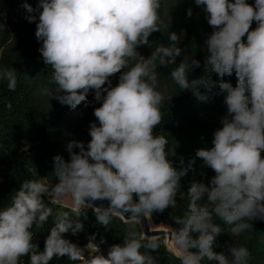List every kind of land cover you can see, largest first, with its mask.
I'll return each instance as SVG.
<instances>
[{
  "label": "clouds",
  "instance_id": "obj_1",
  "mask_svg": "<svg viewBox=\"0 0 264 264\" xmlns=\"http://www.w3.org/2000/svg\"><path fill=\"white\" fill-rule=\"evenodd\" d=\"M195 4L203 6L213 29L206 40L209 75L199 79H189V73L200 67V61L185 55L177 63L184 30L180 36L169 33L170 45L157 46L147 58L137 51L139 46L150 47V36L160 32L161 0H39L36 8L26 2L22 5L30 23L37 21L32 13H39L35 37L42 42L39 51L51 67L50 83L55 85V94L47 88L42 94L74 110L87 102L92 91L101 104L94 109L98 124L90 123L87 147L72 140L66 145L69 160L53 157L56 183L25 179L7 206L0 208V264H21L24 256L30 264H50L65 256L82 264H157L151 254L160 247L157 238L138 233L135 227L122 244L111 245L107 255L94 242V235L86 256L85 248L63 234L82 231L79 217L86 218L84 210L97 200L110 201L107 208H94L105 227L114 216L141 227L142 217L150 220L154 212L177 206L181 179L195 159L187 168L174 167L169 140L154 134L163 119L164 100L157 69L169 64H177L171 71L175 84L182 91L191 90L200 101H207L217 87L227 93V114L214 132L213 147L196 152L215 175L210 185L191 182L188 206L182 216L173 218L179 227L171 232L170 249L180 264H249L252 255L244 246L228 247L227 253L215 251L224 229L213 217L233 236L252 230L255 220L264 221V0L254 4L195 0ZM187 16H192L191 8ZM254 21L257 26L251 29ZM117 73H121L119 82L112 86L110 77ZM212 73L219 79L213 80ZM233 73L235 87L224 79ZM0 80L15 91L17 70L0 67ZM65 197L73 201L71 214H54L49 205L60 204ZM49 217L53 226L44 250L39 251L33 242V225L39 229Z\"/></svg>",
  "mask_w": 264,
  "mask_h": 264
},
{
  "label": "trees",
  "instance_id": "obj_2",
  "mask_svg": "<svg viewBox=\"0 0 264 264\" xmlns=\"http://www.w3.org/2000/svg\"><path fill=\"white\" fill-rule=\"evenodd\" d=\"M249 4H254V0H247ZM206 13L204 10L196 16H187V23L180 27V32L184 30V35L179 40L178 46L182 49L181 57L177 58V63L185 55L192 56L200 61V67L189 73V79H199L209 75L205 67L206 40L202 34L205 28ZM2 13L0 12V48L4 46L10 38L7 29H2ZM254 21L251 29L256 27ZM250 29V30H251ZM169 30L160 25V32L150 36V47L148 45L139 46L137 51L145 58L161 44L169 46ZM246 42V36L243 38ZM42 42H37L31 49L21 45L18 53L11 55L5 62V68H15L17 70V87L15 91H10L6 80H0V208L7 206L11 195L19 189L25 179L45 178L49 185L56 183L53 173V157L61 155L66 160L68 151L66 143L58 139L56 130L60 126L63 116L61 113L54 120L48 121L41 113L37 105V97L42 89L55 87L50 83L51 67L44 63L42 54L39 51ZM132 64L129 65L131 67ZM177 64H169L166 68H158L157 75L161 78L170 79L173 88L169 96L164 97L161 106L163 119L160 125L154 130V134L164 135L168 140V148L173 149L174 156L169 157L174 167L187 168L189 161L195 159V163L187 174L181 179V191L177 194V206L173 209L169 206L163 213L154 212L151 220L155 225H165L172 230L178 228L173 218L182 216L186 210L189 200L187 190L193 180L210 185L214 171L205 166L204 162L196 157V152L201 148L213 147L214 132L220 128L221 121L206 122L203 116L213 113L223 117L227 114V107L224 103L226 92L221 93L219 88H215L209 93L207 101H200L191 90L182 91L171 78V71ZM128 69L126 68L125 71ZM123 71V70H122ZM121 73L110 77L111 80L119 79ZM211 78L218 80L217 74L212 73ZM224 79L236 86L237 77L235 73L225 76ZM11 107H8V105ZM87 104V106H86ZM101 102L94 99V92L87 95V102H82L78 109L77 127L84 133H89L90 123L98 121L94 116V109L99 107ZM27 145V151H24ZM264 156V153H262ZM206 198V197H205ZM48 198H45L47 202ZM207 201H202L206 203ZM53 213L57 211H68L71 214V207L65 204H50ZM86 214L79 219L83 223V230L72 234L71 231L63 234L65 239L85 248L90 242V237L95 236V243L100 245L101 251L107 255L109 247L113 244H122L123 238L130 228L135 227L138 233H143L138 225L126 223L120 216H114L108 227L103 226L97 220L94 208L84 210ZM215 223H220L224 232L217 237L215 251L227 253L228 247L244 246L249 249L252 259L249 264H262L264 261V221H253V229L246 231L241 236H233L227 226L223 225L217 217H213ZM53 217H49L43 227L36 229L33 225V242L38 244L39 251L44 250L45 239L53 226ZM103 239V243H101ZM159 249L151 251L156 258L157 264H180V261L171 251L164 237L157 238ZM146 251V249H141ZM21 264H30V258H21ZM50 264H82L81 261H70L67 256L54 258ZM207 264V262H205ZM215 264V262H208Z\"/></svg>",
  "mask_w": 264,
  "mask_h": 264
},
{
  "label": "rangeland",
  "instance_id": "obj_3",
  "mask_svg": "<svg viewBox=\"0 0 264 264\" xmlns=\"http://www.w3.org/2000/svg\"><path fill=\"white\" fill-rule=\"evenodd\" d=\"M31 4L33 8H36L39 0H0V12L2 13V29H7L10 33V38L7 43L0 48V67H4L5 62L19 52L21 45H25L28 49H31L34 44L38 42L35 37L36 23L38 22L39 13H32V15L37 16V21L29 22L26 16L29 15L26 9L22 7L24 3ZM192 9V15L203 11V6H197L195 0H161L160 15L163 23L161 24L164 28L170 32H175L180 36V27L187 23V10ZM42 10V9H41ZM213 31L212 27L208 24L207 17L205 21V28L202 29V34L207 40L209 34ZM181 39V38H180ZM179 39V40H180ZM158 76V75H157ZM159 87L158 90L163 94L164 97L169 96L173 85L170 79L161 78L158 76ZM112 86H116L119 79L111 80ZM55 94V87H50ZM227 95V94H226ZM37 105L42 113V115L48 120H54L58 115L65 112L62 122L56 134L59 140L68 144L72 140L81 141L87 147V143L90 141L91 137L89 133L82 132L78 127V109H71L67 105H61L56 99H51L48 96L42 94V91L38 94ZM224 117V116H223ZM223 117H218L213 113H208L203 116V120L206 122H213L217 119L221 121ZM73 151H79L78 148H74ZM70 159V155L66 157V161ZM69 207H73V201L70 197H65L61 201ZM151 220V218H150ZM152 229L165 230L167 232H172V229L165 225H155L152 220ZM165 242L170 248L169 235L163 236ZM264 264V261L262 262Z\"/></svg>",
  "mask_w": 264,
  "mask_h": 264
},
{
  "label": "water",
  "instance_id": "obj_4",
  "mask_svg": "<svg viewBox=\"0 0 264 264\" xmlns=\"http://www.w3.org/2000/svg\"><path fill=\"white\" fill-rule=\"evenodd\" d=\"M110 205V201H108L107 199L105 200H97L93 202V207L91 208H95V207H100L103 206L104 208L109 207ZM130 213H125V218H130ZM122 218V217H121ZM123 219V218H122ZM141 229L142 232H145L146 235L148 236H155L156 238H160L165 236L166 234L169 235V239L171 240V232H167L165 230H158V229H152L149 223V220L147 218H143L141 219Z\"/></svg>",
  "mask_w": 264,
  "mask_h": 264
},
{
  "label": "built area",
  "instance_id": "obj_5",
  "mask_svg": "<svg viewBox=\"0 0 264 264\" xmlns=\"http://www.w3.org/2000/svg\"><path fill=\"white\" fill-rule=\"evenodd\" d=\"M71 208H72V207H71ZM85 253H86V256H87V254H90V249L87 248V249L85 250ZM86 256H85V258H86Z\"/></svg>",
  "mask_w": 264,
  "mask_h": 264
},
{
  "label": "bare ground",
  "instance_id": "obj_6",
  "mask_svg": "<svg viewBox=\"0 0 264 264\" xmlns=\"http://www.w3.org/2000/svg\"><path fill=\"white\" fill-rule=\"evenodd\" d=\"M148 219V218H147ZM149 220V219H148ZM149 223H150V226H151V228H152V223H151V220H149ZM171 243H172V240H171V242H170V245H171Z\"/></svg>",
  "mask_w": 264,
  "mask_h": 264
}]
</instances>
